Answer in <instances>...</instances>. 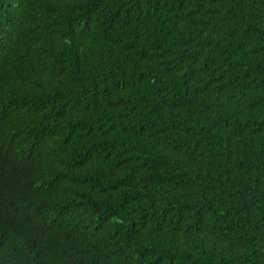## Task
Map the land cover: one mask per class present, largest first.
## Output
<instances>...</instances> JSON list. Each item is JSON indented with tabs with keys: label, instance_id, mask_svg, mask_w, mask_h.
Here are the masks:
<instances>
[{
	"label": "trees",
	"instance_id": "obj_1",
	"mask_svg": "<svg viewBox=\"0 0 264 264\" xmlns=\"http://www.w3.org/2000/svg\"><path fill=\"white\" fill-rule=\"evenodd\" d=\"M0 264H264V0H0Z\"/></svg>",
	"mask_w": 264,
	"mask_h": 264
}]
</instances>
